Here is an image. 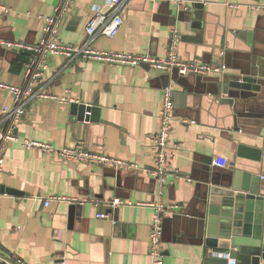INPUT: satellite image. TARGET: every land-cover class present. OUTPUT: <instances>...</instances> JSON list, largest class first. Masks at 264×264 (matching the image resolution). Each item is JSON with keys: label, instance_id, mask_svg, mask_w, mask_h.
I'll return each instance as SVG.
<instances>
[{"label": "crops", "instance_id": "obj_1", "mask_svg": "<svg viewBox=\"0 0 264 264\" xmlns=\"http://www.w3.org/2000/svg\"><path fill=\"white\" fill-rule=\"evenodd\" d=\"M179 6L172 1L134 0L124 16L117 37L100 35L96 49L165 58L171 30L181 31L180 56L184 60L225 65L229 82L240 74L264 83V0H200ZM59 0H0V82L23 83L22 57L28 53L8 49L5 43L35 45L42 36L41 17L53 16ZM109 12L107 0H75L62 26L60 41L81 45L95 11ZM200 21V29L193 27ZM244 31L252 36L241 37ZM222 82V81H221ZM46 90L62 96L66 91L81 104L100 109V122H80L71 106L52 100L35 101L19 124L21 140L71 147L84 142L100 155L119 158L141 167L139 171L104 169L68 163L59 158L26 150L11 143L0 178V256L17 255L28 264H152L149 234L153 211L137 203L156 199L158 184L151 176L156 152L151 138L159 131L162 92L172 86L176 122L172 134L175 158L170 162L165 201L181 207L164 220L163 264H201L204 249L199 237L200 184L219 178L230 168L259 176L264 193V85L262 91H233L235 104L221 103L218 78L180 77L176 72H156L75 60L61 56L50 60L42 82ZM13 97L0 91V131L3 108ZM195 121L183 125L181 121ZM261 151V161L239 147ZM216 158L224 168L213 167ZM212 161V162H211ZM211 162V165H210ZM3 187V189H2ZM14 190L18 194L6 192ZM53 196L67 199L121 200L135 204L116 209L91 204L45 201ZM75 205L71 223L69 211ZM100 213L109 219H99Z\"/></svg>", "mask_w": 264, "mask_h": 264}, {"label": "built area", "instance_id": "obj_2", "mask_svg": "<svg viewBox=\"0 0 264 264\" xmlns=\"http://www.w3.org/2000/svg\"><path fill=\"white\" fill-rule=\"evenodd\" d=\"M134 0H107L108 13L96 10L93 18L86 27V40L81 45H68L60 41V32L63 24L69 17L75 0H59L53 16L41 17L44 23L42 36L35 45L24 43H5L8 49L19 53H28V60L24 64L20 86L0 82V91L7 92L13 97L12 106L3 108V123L5 127L0 131V178L3 173L4 157L11 143H18L26 150L37 151L44 155L59 158L68 163L87 164L104 169L120 171H139L141 167L119 158L100 155L89 149L84 142L71 147H56L51 143H44L30 139L21 140L17 134L19 124L27 114L32 103L35 101L52 100L60 105L71 106L81 104L71 96L70 91L58 96L49 93L42 84L46 73L50 68V60L55 56H61L69 62L81 60L83 62H96L105 65L127 67L131 69L148 67L151 70L171 73L176 72L180 77H201L211 79L214 77L223 78L227 71L225 65H212L199 61L184 60L180 56V44L182 34L176 28L171 30L168 51L165 58H158L151 55H137L128 52H114L96 49L93 44L102 35L108 38H115L124 25V16L127 14L130 3ZM151 2L163 0H149ZM172 1L179 6H184L187 0H164ZM201 3H204L202 1ZM254 9L263 11L264 6H255ZM0 10L9 13V10L0 6ZM175 93L172 86H167L162 92V111L159 119L160 127L151 140L154 143L156 158L155 167L151 176L157 181L158 191L156 199L150 203H137L139 207H149L153 211V220L149 234V255L152 264H163V236L164 220L181 210L176 204H169L165 201L167 180L170 175V162L175 158L172 148V134L176 120L175 116ZM91 115V112L87 113ZM183 125H195V121H181ZM226 160L216 158L213 161L214 168H224ZM53 201H64L69 204L81 203L91 204L95 208L106 207L116 209L120 206H134L130 202L118 199L105 201L102 199H67L53 196L45 201V207H49ZM99 219H109L107 213H100ZM0 264H28L17 255L8 257L0 256ZM60 264H66V259L61 258Z\"/></svg>", "mask_w": 264, "mask_h": 264}, {"label": "water", "instance_id": "obj_3", "mask_svg": "<svg viewBox=\"0 0 264 264\" xmlns=\"http://www.w3.org/2000/svg\"><path fill=\"white\" fill-rule=\"evenodd\" d=\"M187 1L192 2L194 10H204L200 0ZM201 26L198 20L193 24L196 29ZM238 34L243 38L247 36L252 44L250 33L240 31ZM218 83H222L220 101L226 104L236 103L231 92L260 93L264 85L259 79L244 74L229 82L224 76L218 79ZM71 112L80 122H100V109L72 104ZM89 112L91 115H87ZM249 153L257 155L251 160L261 161V151L239 147L240 158H247ZM208 170L211 174L201 182L199 195L201 203L205 205L199 224V237L203 240L201 246L204 249L201 264H264V193L259 186L260 177L250 171L230 168L226 174L215 179L214 170L210 166ZM6 192L18 194L14 190ZM69 212L72 223L75 205L71 206Z\"/></svg>", "mask_w": 264, "mask_h": 264}, {"label": "trees", "instance_id": "obj_4", "mask_svg": "<svg viewBox=\"0 0 264 264\" xmlns=\"http://www.w3.org/2000/svg\"><path fill=\"white\" fill-rule=\"evenodd\" d=\"M28 57L29 56H23L22 59H21V65L23 66L25 64V62L28 60Z\"/></svg>", "mask_w": 264, "mask_h": 264}]
</instances>
